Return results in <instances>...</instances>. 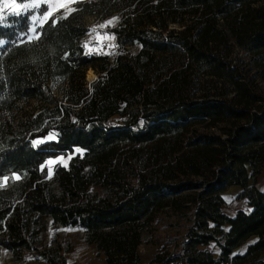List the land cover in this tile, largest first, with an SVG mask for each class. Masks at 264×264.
I'll return each instance as SVG.
<instances>
[{
	"label": "trees",
	"instance_id": "16d2710c",
	"mask_svg": "<svg viewBox=\"0 0 264 264\" xmlns=\"http://www.w3.org/2000/svg\"><path fill=\"white\" fill-rule=\"evenodd\" d=\"M115 13L116 58L85 54V18ZM30 18L0 23V248L21 260L50 222L81 229L106 264H143V235L169 213L186 220V235L149 264H264V0L80 2L39 39H29ZM234 47L253 77L229 60ZM90 68L99 78L88 88ZM201 76L218 81L214 93L198 95ZM28 101L39 112L18 116ZM61 155L69 166L49 176L47 160ZM234 186L251 210L230 217Z\"/></svg>",
	"mask_w": 264,
	"mask_h": 264
},
{
	"label": "rangeland",
	"instance_id": "374dc122",
	"mask_svg": "<svg viewBox=\"0 0 264 264\" xmlns=\"http://www.w3.org/2000/svg\"><path fill=\"white\" fill-rule=\"evenodd\" d=\"M97 0H75L74 3H67L66 0H31L26 2L30 5L39 4V7H31L27 10L19 9L21 14L27 15L31 14V29L35 27V32L30 30L29 39H35L37 37V30L40 26L45 24L47 20L58 13L61 10L66 11L67 14L72 13L75 10V6L80 2H90ZM12 3V0H0V16L4 19L0 21L3 25H6V21L9 17L14 16L13 10L8 7ZM50 12L51 16H46V13ZM34 19V23H33ZM85 24L89 28V35L84 40L85 45H87L86 52L90 48L92 51L90 55L107 56L113 61L117 56L116 42L115 38L110 39L109 37H114L111 32L112 29L116 28L121 21V15L115 13L109 17H91L85 18ZM111 22V23H110ZM171 28H176L181 30L182 27L179 25H171ZM103 37V39H100ZM229 60L234 63L242 62V69L245 72H249V77H253L254 73L249 66V58L240 51L238 48L234 47L233 52L230 55ZM92 70L95 76L92 80L88 78V72ZM99 74L93 68H90L85 73L86 87L90 86L97 81ZM199 88L198 95H202L206 91H213L218 86V81L209 77H199ZM256 84L264 92V82L257 81ZM66 87V82L58 81L53 85V92L55 99L63 101V90ZM41 104L38 101H28L20 105L18 111V116H28L32 114H37L41 108ZM8 116V115H6ZM4 117V115L0 116ZM50 135V134H49ZM47 138V137H46ZM56 137L52 140L45 139V142L54 141ZM63 157L62 162H58L54 165H47L46 167L51 171L53 175L54 170L58 166L68 167L72 155H61L52 159H59ZM69 157H71L69 159ZM239 188V187H231ZM241 189V188H239ZM228 203L225 208L228 212H234L236 209L243 208V204L235 203V198L233 194L228 196ZM234 217V216H233ZM187 222L182 219H172L169 213H164L162 215L161 221L154 226L150 232H146L143 235V242L138 249V254L143 264H149L152 259L161 251H176L180 248V245L186 235ZM254 240V239H253ZM251 240V241H253ZM34 249L37 250H24L21 260H16L10 253L0 250V264H49L40 255L41 253H50V255L60 259H65L68 264H106L105 256L99 252L94 245H88L83 240V232L79 228L74 229H64L60 227H54L50 222H47L45 232L40 236L39 242L36 243ZM216 254L218 250L212 244L210 247ZM243 248L241 251H244Z\"/></svg>",
	"mask_w": 264,
	"mask_h": 264
},
{
	"label": "snow or ice",
	"instance_id": "6c2138e0",
	"mask_svg": "<svg viewBox=\"0 0 264 264\" xmlns=\"http://www.w3.org/2000/svg\"><path fill=\"white\" fill-rule=\"evenodd\" d=\"M67 3H74L75 0H66ZM8 7H10L12 10H13V13L16 15V16H19L21 15L20 11H18L19 9H29L31 7H39V4H35V5H30V4H27V3H23V2H20V3H17V0H12V3L10 5H8ZM46 16H51V13L48 12L46 13ZM4 19L3 16H0V21H2ZM56 21H54L55 23ZM33 23H34V19H33ZM111 23V22H110ZM4 26H7V25H4ZM31 31L35 32V27H32ZM110 39L114 38V37H109ZM37 39H39V37H37ZM100 39H103V37H101ZM4 43V41H0V45H2ZM85 47L87 48V45H85ZM91 49L89 48L88 51L85 53V54H90L91 53ZM142 123V122H141ZM55 138V134H50L47 136V140H52ZM43 141H33V145L35 146L36 144H39V143H42ZM81 150L79 148L76 149V152H80ZM71 157H69L70 159ZM63 157H60L58 160L57 159H48L47 160V165L51 166V165H54L58 162H62L63 161ZM48 175L50 176L51 175V171H49ZM21 177L19 175H15L14 176V179L16 180H19ZM5 180V183L7 182V177L4 178Z\"/></svg>",
	"mask_w": 264,
	"mask_h": 264
},
{
	"label": "crops",
	"instance_id": "0c3cea01",
	"mask_svg": "<svg viewBox=\"0 0 264 264\" xmlns=\"http://www.w3.org/2000/svg\"><path fill=\"white\" fill-rule=\"evenodd\" d=\"M256 187H257V189L260 190L261 192H264V170H263V172L261 173L260 177H259L258 180H257ZM240 192H241V189H239V188H237V189H235V188H230L229 191L225 194V201H226V204L228 203V199H229L228 196H229L230 194H233V195H234V198H235V199H234V200H235V203H241V204L244 205L243 208L236 209L233 213H232V212H228V211L226 210V208L224 207V208H223V212H224L225 214H227L228 216H230V217L235 216V214H236L239 210H243V211H246V212H248V211L251 210V208L248 206L246 200H239V199L237 198V196L240 194Z\"/></svg>",
	"mask_w": 264,
	"mask_h": 264
},
{
	"label": "bare ground",
	"instance_id": "6f19581e",
	"mask_svg": "<svg viewBox=\"0 0 264 264\" xmlns=\"http://www.w3.org/2000/svg\"><path fill=\"white\" fill-rule=\"evenodd\" d=\"M95 76V74H94V72L92 71V70H90L89 72H88V78H89V80H92V78Z\"/></svg>",
	"mask_w": 264,
	"mask_h": 264
},
{
	"label": "built area",
	"instance_id": "2783aa9c",
	"mask_svg": "<svg viewBox=\"0 0 264 264\" xmlns=\"http://www.w3.org/2000/svg\"><path fill=\"white\" fill-rule=\"evenodd\" d=\"M1 251H4L2 248H0Z\"/></svg>",
	"mask_w": 264,
	"mask_h": 264
}]
</instances>
